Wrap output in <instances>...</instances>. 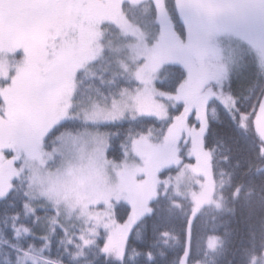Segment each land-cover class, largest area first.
I'll list each match as a JSON object with an SVG mask.
<instances>
[{
	"label": "rangeland",
	"instance_id": "1",
	"mask_svg": "<svg viewBox=\"0 0 264 264\" xmlns=\"http://www.w3.org/2000/svg\"><path fill=\"white\" fill-rule=\"evenodd\" d=\"M4 2L5 0H0V4ZM98 2L102 3L99 5L100 8H97L99 15L106 14L124 34L131 38L128 49L124 53L127 59L123 67L138 81L139 85L134 89H124L122 92L128 96H135L145 87L142 77L150 76L149 87L153 91L154 100V104L150 107L162 105L169 117L173 101L168 99L166 94L171 92L159 90L155 85L164 64L179 63L185 71L179 85L183 86L187 95L198 98L209 92H217L208 89L216 79L213 71L217 70L219 65L220 68H225V62L239 48L240 43L243 42L249 48L258 49L264 63V0H180L190 5L185 13L187 20L181 15L178 0H175L179 19L185 26L183 35L172 22L164 0H98ZM98 2L97 0H71V5L68 3L66 6L61 2V6L64 7L59 17H62L61 25L68 28L67 35L70 30L76 28L84 14L91 12L87 10L88 8L95 10ZM17 3L20 7L7 10V17L0 14V74L4 75L9 74L10 70H18L25 60V51L21 59H17L16 52L20 47H16V43L21 40L32 43L34 40L40 44L44 29L50 24V16L57 11L56 6L43 13V19L48 18V21L40 27L37 25L39 11L34 5L40 3L57 5L56 1L17 0ZM72 24L74 26H71ZM37 26L38 32L41 28L43 31L32 38ZM65 38H62V47H59L61 41H57L60 61L64 66L78 65L79 67L81 58L70 48L72 42ZM178 42L185 45L182 52L177 50ZM100 50L101 47H97L95 57L100 54ZM15 58L17 61L13 62ZM133 64L134 66L131 67ZM78 67L72 73V94ZM72 94L69 97L68 115L62 122L74 117L85 124L77 131L64 130L61 132L63 136L60 133L57 137L64 140L69 133L75 135L87 129L89 132L105 135L108 146L107 132L99 129L97 125L122 118L114 120L106 118V112L110 110L112 100L119 99L120 95L108 103L91 99L80 104L74 102ZM213 98L215 97H210L209 101ZM209 101L205 109L206 129L208 117L215 115L213 107L208 106ZM181 105L180 112L184 107L183 104ZM97 109L100 110L99 115L94 120L85 122V112L92 114ZM196 111L197 106L193 105L191 115L186 118L187 129L191 131L182 128L178 134L175 129L169 132V125L173 123L170 117L167 129L159 140L152 138V132L130 135L129 140L124 144V157L120 161H113L105 154L104 160L97 162L95 145L91 143L77 145L74 149H63L57 153L56 144L45 148L43 141L42 150L45 153L51 151V156L45 154L41 157L45 160L43 165L38 159L29 157L25 151L20 150L15 166L21 169L20 174L24 173L27 179L25 192L29 195L26 196V200L30 205L36 206V211L41 210L39 205H44L46 209L43 214L38 215L39 219L35 221L34 226L42 231L40 233H47L51 237L55 232L49 230L48 217L53 213L48 210L52 212L55 207L61 226L53 227L62 231L61 242L72 248L75 247L74 253L81 252L86 247L94 246L97 241L104 243L108 235L103 224L95 225V217L113 221V229L127 227L126 222L133 215L134 207L139 208L143 205L145 209L139 218L150 212V201L158 195V187L162 183L164 187L171 185L177 190L186 192L193 201L188 226L189 239L191 221L200 207L206 203H218L213 195L212 173L209 169L207 170V165L210 166V151L203 146L206 129L202 134H198L201 124ZM126 114L129 113L126 111L124 116ZM0 148L4 149L0 154L11 158L13 153L7 151V143L2 133H0ZM174 167H177L175 173L168 172L164 176L159 174L160 171ZM37 176L43 181L44 190L57 193L56 198L60 201L59 204L41 195L38 190L40 185L35 182ZM30 181H32L31 189ZM117 203H125L129 206V214L125 222H118L115 217ZM69 205H75V208L70 209ZM85 206L87 213L81 215V209ZM94 225L98 232L95 243L83 246V242L79 239L80 235L87 236V229ZM34 226L29 228L33 229ZM64 229L67 230V234ZM69 238L71 243L68 242ZM77 245L82 247L78 248ZM187 251L186 246L178 264H181V261L187 264ZM32 255L37 254L32 252ZM262 257V264H264V251ZM36 264H43V261L38 258Z\"/></svg>",
	"mask_w": 264,
	"mask_h": 264
},
{
	"label": "trees",
	"instance_id": "2",
	"mask_svg": "<svg viewBox=\"0 0 264 264\" xmlns=\"http://www.w3.org/2000/svg\"><path fill=\"white\" fill-rule=\"evenodd\" d=\"M55 1L57 11L50 16L49 25H61L62 17L59 16L64 7L61 2L65 6L68 3L71 5V0ZM164 1L172 22L183 35L185 26L179 19L175 0ZM102 3L98 2L95 10L88 8L91 12L84 14L76 28L70 30L66 38L63 37L72 42L70 48L81 58L72 94L74 102L80 104L91 99L108 103L124 89H134L139 85L123 67L127 59L124 53L131 38L106 14L99 15L97 8ZM37 16L38 26L47 23L48 18L43 19V13L39 12ZM38 26L32 38L43 31L41 28L38 32ZM32 41L33 53L36 54L39 43ZM99 46L100 54L95 57V50ZM23 51V47L17 48V59H21ZM231 55L225 62V68H220L219 65L213 71L216 76L226 73L227 78L220 83L215 79L208 89L232 95L236 104L228 110L217 99H211L208 106L213 107L215 115L208 117L203 137V146L210 151V166L207 165V170L212 173L213 195L218 203H206L200 207L191 221L189 239L188 226L193 201L186 192L171 185L164 187L161 183L158 195L150 201V212L131 225L122 260L102 253V241L84 248L83 255L74 256L75 247L61 242L63 234L59 228H55V233L49 236L50 251L46 249L42 255L59 259L63 264H178L187 246V264H262L264 132L260 129L259 122L264 98V63L258 49L249 48L243 42ZM133 66L134 64L131 65ZM184 75V68L179 63H166L162 66L155 85L159 90L172 92ZM181 108V104L176 108L171 107L170 117L180 112ZM132 116L126 114L119 120L97 125L108 134L106 154L113 161L123 159L124 144L130 135L152 132L154 140L161 139L170 118L136 115L133 119ZM84 124L78 118L66 119L44 139V147L54 146L57 136L64 130L77 131ZM176 171L177 167H174L160 171L159 174L164 176ZM11 183L13 187L6 196L0 197V226H5L0 231V264H5V256L13 258V249L5 240L24 249H28L29 243H32L35 247L31 252L36 254L44 243L37 238L42 231L34 226L33 215L29 213L25 217L21 206L26 200L25 174L14 177ZM36 212L37 215L43 214L42 210ZM114 212L118 222H125L129 206L117 203ZM14 213H20L17 224L34 226L33 230L38 234L26 235L21 230L20 237L13 240L12 232L6 225L13 223ZM210 244L213 246L210 247Z\"/></svg>",
	"mask_w": 264,
	"mask_h": 264
},
{
	"label": "snow or ice",
	"instance_id": "3",
	"mask_svg": "<svg viewBox=\"0 0 264 264\" xmlns=\"http://www.w3.org/2000/svg\"><path fill=\"white\" fill-rule=\"evenodd\" d=\"M181 15L187 20L188 17L185 13L190 8V5L180 2ZM57 5L52 3H40L34 7L41 13H46L50 8ZM20 5L17 0H5L0 4V14L7 17V10L19 8ZM68 28L63 25H47L44 29L42 40L36 51L33 53V46L29 41L21 40L16 43V47H23L26 56L23 65L18 70H10L9 74H0V133L7 143V151L13 153L11 158L4 157L0 154V197H5L10 188L13 187L11 180L13 177H18L21 169L15 166L19 158L20 150L25 151L29 157L38 159L40 164H45V160L41 159L42 156L47 154L51 156V151L47 153L43 151L44 139L60 126V123L68 115L70 108L69 97L72 94V73L78 65L64 66L59 57V47H62L63 37L67 35ZM57 41H61L58 47ZM185 45L178 42L177 50L182 52ZM227 74L221 73L216 76L217 82L220 83L222 79H226ZM145 87L142 91L138 92L135 96L125 95L120 93L119 99H113L111 108L106 112V118L118 119L123 117L127 111L133 114L134 119L136 115L154 114L157 119L169 118L167 110L162 105H155L153 100V91L149 87L151 84V77L144 76ZM166 97L173 101V108L177 105L183 104L182 111L171 117L172 124L169 125V132L175 129L178 134L180 129H187L186 118L191 115L193 105L197 106L196 115L200 121L201 127L198 134H202L206 129V105L210 97H215L220 104L226 109L231 110L235 104V98L230 94L223 92H209L198 98H193L186 94L182 85L177 87L171 92L166 94ZM131 101V102H130ZM147 105V106H146ZM100 110L97 109L92 114L85 112V122L94 120L99 115ZM63 136V133H61ZM91 143L95 145V160L97 162L103 161L105 158V148L107 146V138L100 133H92L87 129L78 133H69L67 139L62 140L60 137L56 138V151L59 153L63 149H74L77 145H85ZM198 146V145H197ZM4 149L0 148V153ZM36 183L40 185L38 189L42 196H46L48 200L54 201L59 204L56 198L57 193L52 190L43 189V181L37 176ZM32 187V181L29 183V188ZM29 193L26 192L25 196ZM22 209L24 215L27 217L29 213L33 215V222L39 219L36 212V206L30 205L27 200L22 202ZM42 211H46L44 205H39ZM69 208H75V205H69ZM145 211L143 205L139 208H133V215L130 216L127 227H118L113 229L111 220H103L100 217H95V225L103 224V227L108 231V235L100 247V251L106 255L114 256L117 259L123 257V253L127 243V233L133 223ZM53 215L48 217L49 230L55 232V227H60L59 214L57 209H52ZM87 213L86 206L81 209V215ZM91 215V214H88ZM20 219V213H14L12 216L13 223L9 227L12 232V239H18L21 230L26 235L36 236L33 229L29 228L23 223L17 224L16 221ZM87 229L88 235H80L79 239L83 242V246L95 243V236L98 235L96 226ZM3 227L0 226V231ZM65 234L67 230L64 229ZM38 239L44 243L40 245L37 255H32L31 249L35 246L29 243L28 249H24L15 243L9 244L13 249L12 257L5 256V264H36L37 259L43 261V264H63L59 259H54L51 256H44L42 253L48 249L50 251V240L47 233L40 234ZM69 243L71 239L69 238ZM213 244H210L212 247ZM78 248L82 247L77 245ZM74 256L83 255V252H77ZM150 255V254H149ZM183 264V261H181Z\"/></svg>",
	"mask_w": 264,
	"mask_h": 264
},
{
	"label": "water",
	"instance_id": "4",
	"mask_svg": "<svg viewBox=\"0 0 264 264\" xmlns=\"http://www.w3.org/2000/svg\"><path fill=\"white\" fill-rule=\"evenodd\" d=\"M260 112H261V116H260L259 127L262 130V132H264V98L261 103Z\"/></svg>",
	"mask_w": 264,
	"mask_h": 264
}]
</instances>
